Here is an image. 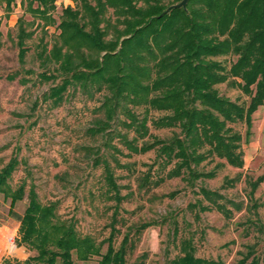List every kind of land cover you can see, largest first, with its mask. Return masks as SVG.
<instances>
[{
	"label": "rangeland",
	"instance_id": "374dc122",
	"mask_svg": "<svg viewBox=\"0 0 264 264\" xmlns=\"http://www.w3.org/2000/svg\"><path fill=\"white\" fill-rule=\"evenodd\" d=\"M82 1L97 2L55 0V7L42 14L33 9L41 8L36 0H0V170L14 162L0 188V264H34L25 260L35 250L19 242L31 190L42 203L55 202L57 216L69 218L79 236H92L101 253L109 237L115 248L123 244L128 262L145 256L148 264L163 263L190 244L196 255L225 264H264V102L251 113L249 126L228 123L241 133V166L212 155L197 165L212 176L167 177L172 163L159 162L156 150L131 152L114 137L121 151L110 149L119 163L107 155L117 184L112 187L88 150L101 142L100 134L87 129L101 114L95 111L101 92L89 97L68 83L54 100L60 94L51 89L61 85L62 75H54L49 61L54 43L61 52L66 48L63 7H80ZM112 10L108 7L105 16L114 22ZM216 86L231 99L248 101L237 86L226 81ZM160 113L151 110L150 115ZM148 123L160 137L178 130ZM19 187L21 197L11 203L9 194ZM100 258L98 253L79 258L72 250L73 264H99ZM56 264L64 263L58 258Z\"/></svg>",
	"mask_w": 264,
	"mask_h": 264
},
{
	"label": "trees",
	"instance_id": "16d2710c",
	"mask_svg": "<svg viewBox=\"0 0 264 264\" xmlns=\"http://www.w3.org/2000/svg\"><path fill=\"white\" fill-rule=\"evenodd\" d=\"M36 1L41 8L33 9L42 14L55 7V0ZM176 1L97 0L95 6L82 1L80 7H63L61 36L66 48L61 52L54 43L53 59L48 60L54 75H62L61 85L51 87L60 94L54 100L61 98L68 83L89 97L101 92L95 106L101 114L87 127L100 134L101 142L88 150L95 154L94 163H102L104 176L114 188L107 156L119 163L110 151H121L114 137L131 152L156 150L159 162L172 163L167 177L212 176L214 172L197 165L217 155L241 166V133L228 123L244 121L249 126L251 113L264 102V0H188L185 6L163 12ZM108 7L113 8L114 22L110 14L105 16ZM226 55L236 57L222 58ZM224 81L239 87L248 101L220 93L216 85ZM151 110L161 113L150 115ZM148 122L178 130L160 137L149 131ZM146 135L151 138L145 139ZM13 164L0 170V188ZM148 178L145 174L149 182ZM21 191L19 187L9 194L11 203L21 197ZM203 191L210 196L208 189ZM55 208V202L42 203L35 190L29 192L19 225V242L35 250L26 263L56 264L59 258L73 264L74 250L83 259L100 254L99 264H148L145 256L128 262L123 244L115 248L110 237L101 253L92 236H79L73 222L57 216ZM154 264L225 263L218 257L198 256L187 244L180 254Z\"/></svg>",
	"mask_w": 264,
	"mask_h": 264
},
{
	"label": "water",
	"instance_id": "95a60500",
	"mask_svg": "<svg viewBox=\"0 0 264 264\" xmlns=\"http://www.w3.org/2000/svg\"><path fill=\"white\" fill-rule=\"evenodd\" d=\"M187 1L188 0H178L176 2H173V3L169 4L168 6H166L165 9L163 10V12H166L170 8H173V7L185 6V4H186Z\"/></svg>",
	"mask_w": 264,
	"mask_h": 264
},
{
	"label": "built area",
	"instance_id": "2783aa9c",
	"mask_svg": "<svg viewBox=\"0 0 264 264\" xmlns=\"http://www.w3.org/2000/svg\"><path fill=\"white\" fill-rule=\"evenodd\" d=\"M11 243H13V240L11 239V241H10Z\"/></svg>",
	"mask_w": 264,
	"mask_h": 264
}]
</instances>
